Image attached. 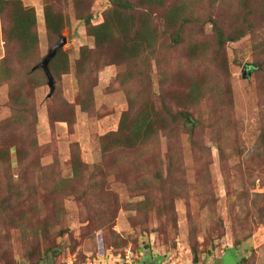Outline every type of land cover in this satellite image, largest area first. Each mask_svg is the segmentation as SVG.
I'll list each match as a JSON object with an SVG mask.
<instances>
[{"label":"rangeland","instance_id":"rangeland-1","mask_svg":"<svg viewBox=\"0 0 264 264\" xmlns=\"http://www.w3.org/2000/svg\"><path fill=\"white\" fill-rule=\"evenodd\" d=\"M21 1L36 13L35 64L55 40L44 25L42 0ZM186 2L198 22L185 29L183 43L176 46L170 44L162 9L154 8L151 25L158 39L145 84L155 100L176 91L174 75L187 72L204 78L201 104L185 112L188 122L197 126L198 137L190 141L184 125L177 136L162 132L147 148V164L127 151L106 154L100 148V137L117 128L127 108L119 79L126 65L106 49L77 63L82 47L94 48L84 17L92 15V24L102 22L112 7L109 0H52L64 17L61 35L66 42L61 50L68 70L55 76L50 97L40 69L25 81L30 97L19 106L25 115L18 127L7 124L16 110L9 101L10 80L0 68V154L2 147L14 144L8 159L0 160V264H264V153L259 129L264 114V73L259 65L264 61L259 44L264 25L257 14L264 0H249L256 27L226 43L216 59L208 18L230 29L236 17H244L239 0ZM7 25L8 19L0 14V60L6 54ZM188 35L194 43L207 42L193 57L186 52ZM162 69L168 75L163 84ZM9 76L15 79L14 73ZM137 80L126 84L134 95L141 90ZM28 101L30 115L24 112ZM218 142L224 145V155ZM73 149L84 166L80 191L55 194L58 183L74 182ZM168 156L173 172L162 188L156 174L166 176ZM54 197L62 199L61 209L53 207Z\"/></svg>","mask_w":264,"mask_h":264},{"label":"trees","instance_id":"trees-1","mask_svg":"<svg viewBox=\"0 0 264 264\" xmlns=\"http://www.w3.org/2000/svg\"><path fill=\"white\" fill-rule=\"evenodd\" d=\"M109 1L112 7L105 13L102 22L92 24V15L84 17L86 32L93 38L94 48L82 47L77 63L81 64L83 60H89L95 52L106 49L115 55L116 61L126 65V70L120 75L119 79L120 84L125 88L124 92L128 102L127 108L122 111L117 128L100 137V148L106 154L120 150L127 151L135 161L141 163L142 160L144 164H147L149 163L148 157L145 155L147 148H152L151 142L158 139L159 135L164 131H172L177 136L183 129L182 125L188 126L190 141L196 140L198 137L196 135L197 126L192 125L193 121L188 122L185 112H189L191 108L198 107L206 92L204 78L199 75L181 72L178 75H174L173 78L174 85L177 88L176 91H171L169 94L165 93V97L158 95L155 100L149 95L145 82L149 79L151 53H153L158 39L156 28L151 25L154 8L162 9L161 15L165 21V27L170 31V44L173 46L183 43L185 29L193 22L197 23L198 16L196 12L191 11L186 0ZM248 2L249 0H239L240 9L244 11L242 14L244 17H236L229 26L230 29H225L212 17L208 18L213 31L209 44L213 46L212 53L215 59L219 57V53L226 43L239 40L256 27L255 20L252 18L255 10L249 7ZM0 14L8 19V25L3 28L6 54L0 60V68L6 71V77L10 80L9 101L16 110L12 118L7 121V124L18 127L22 123L20 117L25 115L21 113L19 106L26 105V97H30L29 92H25V81H30L35 70L40 69H33L37 64H34L36 61L34 56L38 48L36 13L32 6H25L21 0H0ZM257 14L264 25L263 6L257 10ZM42 15L46 31L48 35L54 36L56 43L62 36L63 14L55 8L52 0H42ZM192 35L186 36L188 38L186 52L189 57L195 56L197 48H203L207 43L203 41L201 44L196 42L195 44L192 40ZM259 44L264 51V36ZM158 62V66L161 67L160 61ZM219 62L221 67H224V59ZM26 63L28 64L26 65ZM259 65L260 70L264 73V61L259 62ZM49 69L53 78L67 72V55L64 51L61 49L57 51L56 56L49 62ZM40 71L44 74L42 69ZM11 73H14L15 79L9 76ZM161 73L163 77L161 84H163L168 79V75L164 69L161 70ZM133 79H138L137 86L141 89L137 95H134L132 90L126 86ZM263 81L264 77L262 76L260 83ZM13 89L16 91V95ZM143 97L145 99L141 105H138V102ZM176 105L181 109L176 110L174 108ZM30 108L28 101V110L22 109H25L24 112L28 111L30 115ZM260 115V140L264 153V114L261 113ZM63 121L69 123L68 119ZM13 145L10 144L9 148L2 147L5 150L1 152L0 160L6 161L8 159L10 148ZM217 148L219 153L224 155L222 142H218ZM72 153L71 179L74 182L63 180L58 183L60 188L55 194H69V192L77 193L80 191L78 184L82 182L81 176L84 166L79 157V152L73 149ZM178 159L174 158L173 164H177ZM166 166L165 177L159 171L156 174L162 188H164L165 180L171 177L173 172L171 171L173 167L171 156L167 157ZM84 190H87V187H84ZM52 203L55 209H61L62 199L60 197H54ZM193 252L194 260H196L197 251L194 250Z\"/></svg>","mask_w":264,"mask_h":264},{"label":"water","instance_id":"water-1","mask_svg":"<svg viewBox=\"0 0 264 264\" xmlns=\"http://www.w3.org/2000/svg\"><path fill=\"white\" fill-rule=\"evenodd\" d=\"M65 42H66V38L64 36H61L59 40L48 49L47 53L43 56L42 60L33 67V69L36 68L42 69V71L45 74L47 80L46 84L49 89L46 97H50L55 88L54 78L49 69V62L56 56L57 51L62 48Z\"/></svg>","mask_w":264,"mask_h":264},{"label":"built area","instance_id":"built-area-1","mask_svg":"<svg viewBox=\"0 0 264 264\" xmlns=\"http://www.w3.org/2000/svg\"><path fill=\"white\" fill-rule=\"evenodd\" d=\"M168 264H175V262H169Z\"/></svg>","mask_w":264,"mask_h":264}]
</instances>
